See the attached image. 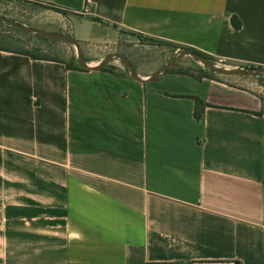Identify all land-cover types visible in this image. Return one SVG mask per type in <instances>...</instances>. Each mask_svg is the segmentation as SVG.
<instances>
[{"label":"crops","instance_id":"obj_1","mask_svg":"<svg viewBox=\"0 0 264 264\" xmlns=\"http://www.w3.org/2000/svg\"><path fill=\"white\" fill-rule=\"evenodd\" d=\"M25 1L92 65L135 34L264 69V0ZM65 63L0 50V264H264L256 79Z\"/></svg>","mask_w":264,"mask_h":264},{"label":"rangeland","instance_id":"obj_2","mask_svg":"<svg viewBox=\"0 0 264 264\" xmlns=\"http://www.w3.org/2000/svg\"><path fill=\"white\" fill-rule=\"evenodd\" d=\"M48 11H51V9L25 0H0V16L34 28H38L41 25L42 18L50 13ZM0 46L44 57L65 59L67 62L79 66L77 49L71 43L30 34L2 21H0ZM99 51L98 57H103L105 50L100 49ZM107 51L111 52L109 54H121L127 57L135 69L137 67L141 70L153 72L169 63L173 58L175 46L142 38L135 34H128L124 35L119 43L114 47H110ZM85 58L90 65L94 64L91 61L94 58H87L86 55ZM112 63H117L129 72L118 58L113 59L107 67L110 68ZM214 64L225 67L224 65L215 63V61ZM173 70L187 71L195 76L201 75L204 72L213 73L191 56H185L180 59L173 67ZM215 74L213 73V75ZM251 78L256 79L260 84L261 96L264 97V75L258 77L252 76Z\"/></svg>","mask_w":264,"mask_h":264},{"label":"water","instance_id":"obj_3","mask_svg":"<svg viewBox=\"0 0 264 264\" xmlns=\"http://www.w3.org/2000/svg\"><path fill=\"white\" fill-rule=\"evenodd\" d=\"M0 21L11 25L14 28H17L19 30L25 31L30 34L39 35L48 39H55L59 41H64L67 43H71L74 45L77 49V53L79 56V65L82 69L87 71H102L104 68L108 66V64L115 58H118L123 65L128 69L130 76L138 81H141L143 83L151 82L155 79H157L160 75L163 73L168 72L171 68H173L177 62L182 59L185 56H191L194 59H196L198 62H200L203 66L207 67L209 70L213 71L214 73L218 75H230V76H258V75H264V69L263 68H242V69H231L228 67H220L218 65H215L211 62H209L205 57L202 55L191 51L190 49H183L180 52L177 53L165 66H163L161 69L153 73L148 78H141L139 74L137 73V70L131 63V61L121 55V54H109L107 55L103 61L99 65H90L84 55L83 49L80 45V43L72 36L66 35L63 33H50L45 32L43 30L27 26L25 24H21L15 20H12L10 18L2 17L0 16Z\"/></svg>","mask_w":264,"mask_h":264},{"label":"trees","instance_id":"obj_4","mask_svg":"<svg viewBox=\"0 0 264 264\" xmlns=\"http://www.w3.org/2000/svg\"><path fill=\"white\" fill-rule=\"evenodd\" d=\"M43 6H45V7H47V8H49V9H51V10H53V11H56V12H58V13H61V14H68V12L69 11H67L66 9H63V8H60V7H58V6H55V5H50V4H48V5H43ZM232 23H233V25H234V27L235 28H237V29H240L241 28V22L236 18V17H233L232 18ZM167 44H169V43H167ZM0 50H2V51H10V52H14V53H20V54H23V55H27V56H29V57H31V58H33V59H43V60H51L52 58H49V57H44V56H39V55H35V54H30V53H28V52H22V51H17V50H11V49H7V48H4V47H2V46H0ZM191 51H193V52H196V53H198V54H200V55H202L203 57H205L209 62H211V63H213L214 64V59L211 57V56H209V55H207V54H205V53H202V52H200V51H197V50H195V49H190ZM64 63V62H63ZM66 64V66L69 68V69H72V70H78V71H86V70H84V69H82L81 67H80V65L78 66V65H74V64H71V63H69V62H67V63H65ZM246 68H257V67H254V66H249V67H246ZM104 70H109V71H112V72H114V71H116V69L115 68H104ZM169 71H174L173 70V68L172 69H170ZM168 71V72H169ZM211 71V70H210ZM179 73H181V74H188V75H192L191 73H189V72H187V71H178ZM211 72H213V71H211ZM214 73V72H213ZM213 73H210V72H204L203 74H201V75H198V76H195V75H192V76H194L195 78H197V79H202L203 77H208V76H211V75H213ZM258 76H260V75H258ZM206 105L201 101V100H199V99H196V110H195V117L198 119V120H201L202 118H203V110H204V107H205ZM235 264H242L241 262H239V261H236L235 262Z\"/></svg>","mask_w":264,"mask_h":264},{"label":"built area","instance_id":"obj_5","mask_svg":"<svg viewBox=\"0 0 264 264\" xmlns=\"http://www.w3.org/2000/svg\"><path fill=\"white\" fill-rule=\"evenodd\" d=\"M88 10H85V12H87ZM220 64H222V63H220Z\"/></svg>","mask_w":264,"mask_h":264}]
</instances>
